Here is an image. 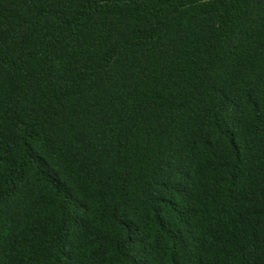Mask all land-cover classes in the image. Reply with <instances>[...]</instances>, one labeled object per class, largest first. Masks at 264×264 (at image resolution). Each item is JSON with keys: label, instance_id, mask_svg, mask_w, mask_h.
I'll use <instances>...</instances> for the list:
<instances>
[{"label": "trees", "instance_id": "16d2710c", "mask_svg": "<svg viewBox=\"0 0 264 264\" xmlns=\"http://www.w3.org/2000/svg\"><path fill=\"white\" fill-rule=\"evenodd\" d=\"M0 264H264V0H0Z\"/></svg>", "mask_w": 264, "mask_h": 264}]
</instances>
